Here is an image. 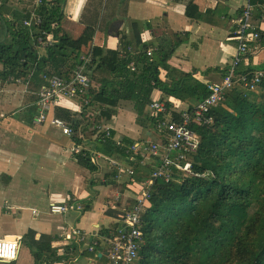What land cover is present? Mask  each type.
I'll return each mask as SVG.
<instances>
[{
    "label": "trees",
    "instance_id": "16d2710c",
    "mask_svg": "<svg viewBox=\"0 0 264 264\" xmlns=\"http://www.w3.org/2000/svg\"><path fill=\"white\" fill-rule=\"evenodd\" d=\"M11 1L0 0V79H26L30 91L37 92L49 87L44 75L70 76L90 59L85 65L90 79L85 95L90 105L95 101L102 106L100 111H89V116L84 118L81 112L61 107L55 110L57 117L73 126L76 135L80 126L109 121L115 114L112 108H117L122 100L135 102L140 124L155 127V121L148 118V108L156 89L173 98L164 101L173 109L177 121L192 107L184 106L188 96L181 83L169 85L162 81L159 60L148 57L146 45L140 49L141 45L131 39L128 45L133 47L135 54L122 56L115 49H106L98 28L86 26L66 14L67 0H40L35 11L20 10L11 5ZM247 1L252 5H264V0ZM218 4L210 0L204 11L198 10L193 3L191 7L180 9L192 19L213 24L219 12ZM34 16L40 17L42 23L26 26L25 21ZM40 36L43 39L51 36L54 41L52 45H43V52H39L37 44ZM175 36L180 35L175 33L172 38ZM127 38L122 36L124 43ZM172 38L168 37L167 47L159 43L162 60L189 41L184 38L179 44H173ZM129 59L135 62V71ZM227 70L228 66L205 72L194 69V75L219 74L218 79H202L193 84L200 100L207 95V85L212 80H221ZM80 98L75 101L88 109L84 98ZM30 106L35 110L32 104ZM191 128L199 142L197 153L190 157L194 175H178L169 183L158 181L142 213L145 244L132 264H264V81L255 92L237 85L229 92L225 104L211 109L202 122H194ZM94 134L98 136L96 150L110 156L125 155L126 151L113 140L106 139L102 133ZM113 134L120 140L126 138L115 131ZM75 140L83 145L85 138L75 136ZM74 161L89 170L94 186L111 185L114 189L126 190L125 183L110 177L112 172L105 174V182L93 178L101 173V166L88 150L75 153ZM127 161L129 168L146 179L150 167ZM94 195L88 201L86 212L93 209L98 193ZM107 215L118 217L119 221L109 227L101 225L96 231L111 240L122 226L125 211L124 215L115 214L109 208ZM54 241H58V236L30 228L20 239V250L23 247L30 250L33 264H56L65 257L58 255L60 248L52 247ZM78 250L76 240L65 248L67 255L72 251L76 254ZM104 251V246H100L95 264H110ZM0 264H17V260L0 259Z\"/></svg>",
    "mask_w": 264,
    "mask_h": 264
},
{
    "label": "crops",
    "instance_id": "0c3cea01",
    "mask_svg": "<svg viewBox=\"0 0 264 264\" xmlns=\"http://www.w3.org/2000/svg\"><path fill=\"white\" fill-rule=\"evenodd\" d=\"M89 1L99 3L101 0ZM209 1L130 0L128 4L126 0H106V19L102 18L98 21V7L90 8L89 5L83 6V0H73L72 4H70V0H67L65 12L71 18L92 28L96 27L97 21L99 24L96 28L99 30L100 27L104 29L113 26L116 31L115 40L104 37L103 43L106 49H115L119 53H122L125 50L123 48V41L125 39H122V36L124 34L128 36L129 34L127 40L132 39L136 43L146 45L148 49L153 50L155 54L153 59L159 60L162 81L166 84L169 83V85H178L180 84L179 81H181L183 92L188 96L184 102V106L188 108L191 106L195 107L200 101L198 92L193 85L197 80H215L219 78L218 73H210L204 76L199 74L194 75V69L199 72H205L214 69V67L226 68L230 65L231 59L236 52L232 46L236 42L233 35L234 20L240 13V8H243L248 2L247 0H214L219 2L218 11L220 14L218 12L213 24L192 20L180 9V7H187L188 4L193 3L198 7V10L204 11ZM39 3L40 0L35 2L24 0L11 1V5L20 10L30 9L32 11L36 10ZM118 7L121 8L122 13H117ZM32 22H35L34 17ZM258 24L264 31V20L258 19ZM170 32L171 34L172 32H189V42L181 44L172 56H168L165 60H162L158 51L159 43L167 47V39L169 37L167 35ZM251 45V48H253L254 42ZM39 47V52H43L44 46L40 45ZM214 53L215 56H213ZM171 61L173 62L172 64H170ZM1 69L2 65H0ZM262 69H264V38L261 42V49L250 51L240 66V70L243 72H256ZM187 76L191 79H185ZM156 91L159 93L155 95ZM30 92H25L24 87H20L19 90L13 92H0V198L4 201L3 211H1L0 206V216L12 215L13 210L16 213L20 212V218L14 216L15 220H20V233L15 231L17 229L15 225L2 226L0 232L3 234L0 235V239H5L7 236L22 237L30 228H33L41 233L58 236V241L60 242L58 248L65 250L71 243L69 242L67 245L63 244L64 239L61 236L64 227L75 224L82 228L86 234L97 232L96 228L101 226L99 225L101 213L107 215L108 208L114 207V205L116 206V209L115 207L113 209L115 214H121V212L128 209L133 204L134 198L140 194L144 185V177H141L140 173H136L134 170L131 176L128 171L122 170L120 183L125 182V184H129L125 191L114 189L111 185L94 186L90 173H85L82 170V166L74 161L75 153L69 148L72 146V140L64 136L58 129H55L50 122L42 126H34L33 117L36 111L30 105H33L36 96L32 91ZM27 94H32L33 98ZM163 96L164 92L156 89L152 93V102L163 101ZM57 107L77 113L84 110L72 98L59 99ZM56 108L51 112V116L56 115ZM149 109L150 107L148 108V113ZM112 110L115 114L109 121L103 122L100 125H88V123L86 126H80L77 129V133L79 134L77 136H84V145L88 148H83V151L88 150L95 162L100 166L102 165V160L105 159L129 164L127 161L129 159H126L127 156L125 155L129 154L128 146L130 143L150 144L159 141V133L155 128L147 124H139L137 121L138 117L136 118V113L132 110L127 111L120 104L117 108H112ZM60 113L63 114L62 112ZM127 113L134 114L132 118L134 126L131 124V117L133 115H128ZM104 128H109V136L103 130ZM113 131L121 137L126 138L120 140L114 136ZM94 132L102 133L106 139L113 140L117 146L126 151L125 155L119 153L110 156L107 153L96 150L95 139L98 136ZM132 160L139 162L141 166H148L150 168L157 167L160 162L152 156H142L141 152L137 154L133 153ZM108 173L110 172L106 171L102 175H95L93 178L105 182L106 178L104 176ZM16 175L20 176V206L14 203L18 200H12L14 178ZM110 177L117 180L116 172H112ZM58 178L65 184L67 194L59 199H51L49 207L52 203L60 204L74 199L80 205V208L64 216L50 217L48 207L49 214L48 217L43 218V222L25 224L22 216V211L25 208L23 203L38 198L41 189H43V182L47 183L49 193L51 185ZM90 187L93 193H90ZM95 192L98 195L93 204V209L86 212L88 201L92 200L91 198L95 196ZM111 196L112 200L106 201ZM129 198H132L133 201H129ZM96 206L100 213H95ZM110 217L115 218L114 221L109 223L110 225L119 221L118 217ZM105 226L109 227L108 224ZM65 255L66 251L63 255L61 253L60 257ZM73 255H75L73 251L69 253L67 258L63 259L64 264H67L69 258ZM91 260L92 264H95L96 261L93 257ZM33 263L34 260L32 258Z\"/></svg>",
    "mask_w": 264,
    "mask_h": 264
},
{
    "label": "built area",
    "instance_id": "2783aa9c",
    "mask_svg": "<svg viewBox=\"0 0 264 264\" xmlns=\"http://www.w3.org/2000/svg\"><path fill=\"white\" fill-rule=\"evenodd\" d=\"M32 20L25 21L28 27L35 24H41L42 19L34 16ZM258 19L264 20V6L257 9L255 5L247 2L242 11L234 20L233 35L237 44L236 52L228 65V70L219 81H211L206 88L207 95L192 106L188 111H184L180 120L177 121L173 115V109L169 108L167 102L171 100L170 96H163V101L154 102L149 107L148 118L155 121L154 128L159 133V141L150 144H131L128 146V157L132 160L133 153H140L142 156H152L159 159V165L155 167L152 177L143 179V187L140 194L134 198L133 204L125 210L122 226L111 240L103 237L98 232L86 234V232L77 225L64 227L62 236L65 245L73 240L77 243H88L89 250L94 254L99 252L100 246H104L103 254L107 256L110 264H132L140 256V252L145 244L144 234L141 230L142 213L148 204L153 191L157 189L158 181L166 183L174 180L178 175L193 176V162L191 156L197 153L199 142L196 133L191 128L194 122H202L205 115L213 108L225 104L228 94L237 85H241L245 90L250 88L254 92L257 87L264 81V69L256 72L242 73L240 66L243 59L250 51L261 49V42L264 38V31L258 24ZM40 36L37 39L38 45L54 44L51 36L43 39ZM254 42V47L252 43ZM128 51L133 52L132 47ZM147 55L152 58L154 51L147 50ZM90 61L88 58L84 65L78 66L70 76H47L44 79L48 81L49 87L42 88L37 92H32L37 100L33 103L36 114L33 117L34 126H42L47 122L61 131V133L72 140V146L69 147L74 153L83 152V145H78L75 136L76 132L73 126L64 119L51 116V112L59 104V99L71 97L76 99L84 97L86 89L90 87V79L85 73V65ZM132 71H135V62L129 59ZM241 71V72H240ZM18 87H24L25 92H30L29 82L22 78H1L0 92H13L19 90ZM31 93V92H30ZM86 105V104H85ZM88 106V105H87ZM88 109L82 110L83 117H88ZM107 135H110L109 128L103 129ZM102 159V157H101ZM109 172H116V179L120 182L121 171L126 170L131 174L134 173L129 164L121 163L117 160H102ZM101 165V170H102ZM80 208V205L74 199L63 203H52L49 212L58 215H67L71 211ZM33 212V218L37 216ZM20 249V240L11 241L0 239V259L4 261H14L18 259Z\"/></svg>",
    "mask_w": 264,
    "mask_h": 264
},
{
    "label": "rangeland",
    "instance_id": "374dc122",
    "mask_svg": "<svg viewBox=\"0 0 264 264\" xmlns=\"http://www.w3.org/2000/svg\"><path fill=\"white\" fill-rule=\"evenodd\" d=\"M126 1L128 2V4L130 3V0H126ZM72 3H73V0H70V4H72ZM88 5L90 6V8L98 7V9H99L98 21H99V19H102V18L104 20L106 19V16H105L106 15V10H107L106 0H101L99 3H93L92 1H89V0H83V6H88ZM255 6L257 7V9H259V8L263 7L264 5L257 4ZM187 7H191V4H188ZM116 11H117V13L118 12L119 13H122V10H121L120 7H118ZM219 14H220V12H219ZM192 20H195V19H192ZM98 21L96 23V27L99 24ZM175 33H177V32H172V34L170 32L169 33V36L172 38L173 34H175ZM177 34H179L180 36L178 38H177V36H175L174 39L172 38V43L173 44H175V43L179 44L184 38H190V33L189 32H180V33H177ZM115 35H116V31L113 28V26H109V27L104 28V29H102V27H100V36L102 37V39H104V37H106V39L111 38V39H114L115 40ZM126 35L127 34H124V36H126ZM128 38H129V34H128ZM128 41L129 40H126L125 43L123 42V48H125V50H124L125 52L122 51V53H119L121 56L123 54H125V53H131L130 51H128V48L129 47H132V46H128ZM232 46H233V49L235 51L236 50V47H237L236 42L234 44H232ZM143 47H144V45L142 44L140 46V49H143ZM132 49H133V47H132ZM133 52L134 53H131V54H135V51L134 50H133ZM154 55H153V57H154ZM213 56H215V53L213 54ZM152 60L153 59H151V61ZM172 63L173 62L171 61L170 64H172ZM186 71H185V73H187ZM187 78L188 79H191L189 76H187L185 79H187ZM179 83H181V81H179ZM18 89H20V87H18ZM246 91L254 92L250 88H247ZM158 93L159 92L156 91L155 92V95L158 94ZM27 95H30V97L33 98V95L32 94H27ZM155 95H154V97H155ZM168 96H170V95H168ZM174 97H177V96H174ZM63 98L71 99V97H63ZM63 98H60V99H63ZM83 98H84L85 104L89 106L88 107V111H93V112H96V113H98L100 111V108L102 107L100 104H98V103H96L94 101L93 102V105H90L91 103H90V100L88 99V97L85 95ZM171 100H173L172 97H171ZM120 106H124V108L127 111H131L132 110L133 112L136 113V118L138 117L137 111L135 109L136 105H135V102L134 101L122 100L120 102ZM127 114L128 115H133L131 117V124L134 126V124L132 123V118L134 117V114H130V113H127ZM137 121L139 123L140 120L138 119ZM104 122H106V121H104ZM155 136H156V134H155ZM153 138H154V136H153ZM82 147L83 148H86L84 144H83ZM86 149H88V148H86ZM107 169H108V167L105 164H103L102 165L101 173H99V174L102 175V173L106 172ZM82 170H84L85 173H88V174L90 173L89 170H87L84 167H82ZM154 170H155V168H152V167L150 168L149 174H146V179H149V178L152 177V174H153V171ZM183 176H185V175H183ZM126 181H128V179H126ZM123 183H125V182H123ZM127 183H129V182H127ZM128 186H129V184H126V188H128ZM47 187H48L47 183L43 182L42 183V188L43 189H41V193L38 196V198L32 199L33 201H27V203H23V205H24L25 208L22 211V213H23L22 216H23V222L25 224H34V223L43 222V218L48 217V214H49L48 213V207H49V203H50L49 201L51 199H59L60 197H62V196H64V195L67 194V189H65V184L62 183L59 178L56 179L54 181V183L51 185V190H50L49 193H48ZM89 190H90V193H93L91 187L89 188ZM109 199H112V196L109 197V198H107L106 201H108ZM12 200H18V201L14 202V203H17L20 206V176H17V175L14 178V188H13ZM129 201H133V199L132 198H129ZM57 202H59V201H57ZM0 206H1V211H3L4 201L1 198H0ZM114 207L116 209V206L115 205H114ZM114 207H109V208L114 209ZM34 211L37 212L38 214H37V216H35L33 218V216H34L33 215V212ZM94 211H95V213H100V211L97 209V206L95 207V210ZM12 213H13L12 215L11 214H8V215H6L4 217L3 216H0V228L2 226L7 227V226L15 225L17 227V229H15V231H17L18 233H20V220H15L14 219V216L20 218V212H17L16 213L15 210H13ZM121 214L124 215V212H121ZM49 215H50V217L62 216V215H58V214H53L51 212H50ZM101 215L102 216L99 219V225H106V224L110 225L109 223H111L115 219V218H112V217L106 215L105 213H101ZM73 225H75V224H73ZM2 234L3 233L0 232V235H2ZM61 253L63 255L65 253V250L64 249H62V250L59 249V256H60ZM64 257L67 258V254L65 256H63L62 258H64ZM92 257H93V259H95L94 253L89 250L88 243H80L78 253H76L75 255L71 256L69 258L67 264H92L93 263V262H91L92 261L91 260ZM32 258H33V256L31 254L30 250L27 249V247H23L20 250L19 258L17 260V264H32ZM56 264H64V262L62 260V261L57 262Z\"/></svg>",
    "mask_w": 264,
    "mask_h": 264
},
{
    "label": "water",
    "instance_id": "95a60500",
    "mask_svg": "<svg viewBox=\"0 0 264 264\" xmlns=\"http://www.w3.org/2000/svg\"><path fill=\"white\" fill-rule=\"evenodd\" d=\"M1 15V14H0ZM6 240H11V241H18V240H20L21 239V236H7L6 238H5ZM60 246V242L59 241H54L53 243H52V247L53 248H58ZM102 255H100V257H101Z\"/></svg>",
    "mask_w": 264,
    "mask_h": 264
},
{
    "label": "clouds",
    "instance_id": "9594fccd",
    "mask_svg": "<svg viewBox=\"0 0 264 264\" xmlns=\"http://www.w3.org/2000/svg\"><path fill=\"white\" fill-rule=\"evenodd\" d=\"M72 243V242H71ZM80 245V244H79ZM19 253H20V249H19ZM95 255V254H94ZM102 255V254H101ZM18 258H19V256H18ZM18 260V259H17Z\"/></svg>",
    "mask_w": 264,
    "mask_h": 264
}]
</instances>
